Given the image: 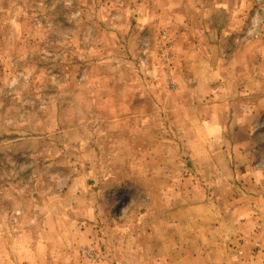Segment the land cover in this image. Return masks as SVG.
Listing matches in <instances>:
<instances>
[{
  "label": "rangeland",
  "instance_id": "obj_1",
  "mask_svg": "<svg viewBox=\"0 0 264 264\" xmlns=\"http://www.w3.org/2000/svg\"><path fill=\"white\" fill-rule=\"evenodd\" d=\"M207 198L248 200L251 236L218 248ZM250 259L264 0H0V264Z\"/></svg>",
  "mask_w": 264,
  "mask_h": 264
},
{
  "label": "crops",
  "instance_id": "obj_2",
  "mask_svg": "<svg viewBox=\"0 0 264 264\" xmlns=\"http://www.w3.org/2000/svg\"><path fill=\"white\" fill-rule=\"evenodd\" d=\"M246 201L248 200H245V202H241L242 205L239 204L240 206L237 205L234 207L233 206L230 207V209H228V211H225V212H224V209L222 208L218 209L216 205L210 199L201 202L199 207L205 210V213H204L205 216L203 217L204 222H205L204 228L207 229L206 230L207 234L209 233L217 234L218 232L217 235L219 236L218 240L220 241V243L214 242L216 245L218 244V248L224 247V244L222 243V240H221V235L223 233L222 229L227 230L228 232L232 233V235H235V236L237 235L239 237H240V234H242L241 236L243 237L247 236V238L251 236L249 234V230L250 228H254L250 226L253 214L251 213L252 208L250 206V203ZM215 202L217 204L221 203L219 200L217 201L215 200ZM190 208L191 206H188L187 208H184L183 210L186 212L187 209H190ZM190 220L192 221V223L193 221H197V219L195 218H191ZM252 226L254 225L252 224ZM213 238L215 239V237ZM208 248L211 251H214L215 247L210 245L208 246ZM219 262H220L219 264H223L222 261H219ZM250 262H253V263H249V264L255 263L253 259H250ZM180 264H183V263H180Z\"/></svg>",
  "mask_w": 264,
  "mask_h": 264
}]
</instances>
